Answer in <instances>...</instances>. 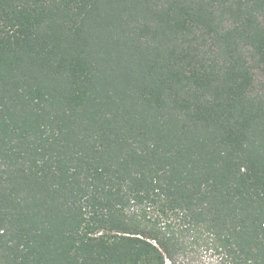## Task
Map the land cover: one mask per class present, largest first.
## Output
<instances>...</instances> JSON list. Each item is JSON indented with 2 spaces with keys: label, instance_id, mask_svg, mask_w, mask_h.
<instances>
[{
  "label": "trees",
  "instance_id": "obj_1",
  "mask_svg": "<svg viewBox=\"0 0 264 264\" xmlns=\"http://www.w3.org/2000/svg\"><path fill=\"white\" fill-rule=\"evenodd\" d=\"M264 264V0H0V264Z\"/></svg>",
  "mask_w": 264,
  "mask_h": 264
},
{
  "label": "rangeland",
  "instance_id": "obj_2",
  "mask_svg": "<svg viewBox=\"0 0 264 264\" xmlns=\"http://www.w3.org/2000/svg\"><path fill=\"white\" fill-rule=\"evenodd\" d=\"M181 264H224L221 256L212 251H207L203 246H196L180 259ZM166 264H169L167 261Z\"/></svg>",
  "mask_w": 264,
  "mask_h": 264
}]
</instances>
